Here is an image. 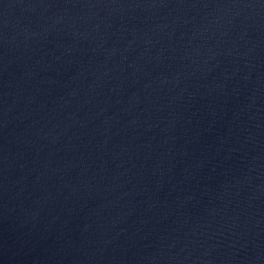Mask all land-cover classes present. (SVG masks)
<instances>
[{"label": "water", "instance_id": "95a60500", "mask_svg": "<svg viewBox=\"0 0 264 264\" xmlns=\"http://www.w3.org/2000/svg\"><path fill=\"white\" fill-rule=\"evenodd\" d=\"M0 264H264V0H0Z\"/></svg>", "mask_w": 264, "mask_h": 264}]
</instances>
